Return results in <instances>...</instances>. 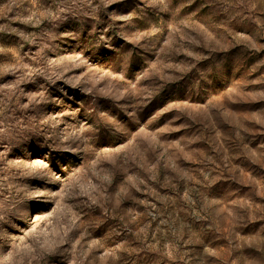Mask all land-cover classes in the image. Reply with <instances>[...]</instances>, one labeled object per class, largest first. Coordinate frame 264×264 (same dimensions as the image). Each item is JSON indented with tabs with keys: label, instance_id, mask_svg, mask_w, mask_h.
I'll return each instance as SVG.
<instances>
[{
	"label": "rangeland",
	"instance_id": "1",
	"mask_svg": "<svg viewBox=\"0 0 264 264\" xmlns=\"http://www.w3.org/2000/svg\"><path fill=\"white\" fill-rule=\"evenodd\" d=\"M0 264H264V0H0Z\"/></svg>",
	"mask_w": 264,
	"mask_h": 264
}]
</instances>
